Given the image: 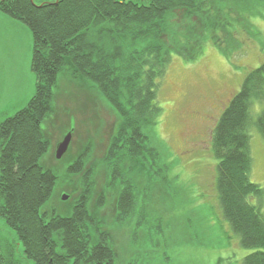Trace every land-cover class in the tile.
<instances>
[{"label":"trees","instance_id":"trees-1","mask_svg":"<svg viewBox=\"0 0 264 264\" xmlns=\"http://www.w3.org/2000/svg\"><path fill=\"white\" fill-rule=\"evenodd\" d=\"M0 3L1 12L22 20L31 29L32 70L37 76L36 92L28 104L0 124L7 140L0 162V216L22 242L24 254L33 264H117L118 255L108 232L101 230V223L95 222L88 209L87 193L93 183L84 185L83 197L71 214L62 216L43 209L58 177L40 163L50 145L42 122L54 112L60 72L67 68L72 76L94 82L118 115L109 161L106 159L109 178H124L126 166L147 182L167 178L162 144L153 128L162 112L158 89L173 54L194 61L207 41L224 52V44L230 53L232 48L237 50L241 42L235 24H247L250 34V20L254 15L263 16L259 6H264V0ZM263 101L264 62L247 74L213 132L223 216L241 245L255 250L242 264H264L260 203L264 189L251 180V131L264 139V108L253 117L252 107ZM82 156L71 170L82 162ZM127 186L132 187L123 190L116 205L119 219L124 217V210L137 207L145 193L135 184ZM251 195L257 197L258 205L250 201ZM8 258L9 264H15L12 255Z\"/></svg>","mask_w":264,"mask_h":264},{"label":"rangeland","instance_id":"rangeland-1","mask_svg":"<svg viewBox=\"0 0 264 264\" xmlns=\"http://www.w3.org/2000/svg\"><path fill=\"white\" fill-rule=\"evenodd\" d=\"M33 1L40 5L57 0ZM259 7L264 11V6ZM262 14L250 20V34L247 24H235L241 46L237 50L231 47V53L226 44L224 52L207 41L194 61L173 54L158 89L162 112L153 128L163 147L160 149L167 164V178L147 182L128 166L124 178H109L107 154L118 115L94 82L72 76L67 68L61 71L54 112L42 122L50 145L40 163L58 177L43 209L67 215L71 203L90 182L88 209L95 222L101 223L100 229L108 232L118 255L117 264H242L255 250L241 245L223 216L216 185L218 160L213 152V132L247 74L264 62ZM33 46L28 25L0 11V121L25 107L36 92ZM263 108L264 101L255 102L252 116ZM68 133L72 134L70 147L62 159H57V146ZM251 152V180L264 189V139L254 130ZM81 156L82 162L74 167L80 172L71 170ZM128 183L145 189V193L139 205L124 210V217L119 219L116 205L123 190L132 187ZM65 194L70 196L67 201L63 199ZM250 201L259 203L255 195ZM260 203L264 214V196ZM0 227L8 228L10 238L8 242L0 235L3 252L12 255L15 264H33L1 216Z\"/></svg>","mask_w":264,"mask_h":264},{"label":"flooded vegetation","instance_id":"flooded-vegetation-1","mask_svg":"<svg viewBox=\"0 0 264 264\" xmlns=\"http://www.w3.org/2000/svg\"><path fill=\"white\" fill-rule=\"evenodd\" d=\"M4 1V0H3ZM0 2H1V0H0ZM1 4L2 3H0V6H1ZM4 121V120H3ZM3 121H0V124L3 122ZM5 136H4V128H1L0 127V162H1V157H2V155H3V152L5 151V149H6V147H7V140L4 138ZM72 180V179H71ZM67 184V183H66ZM70 184H73V182L71 181V183ZM129 184V183H128ZM78 189H75V193H78V191H77ZM83 191L84 190H82L81 191V193L79 194V196L77 197V198H75L74 199V201H73V203H71V206H70V212L67 214V215H69V214H71V212H72V207H74V205L76 206L77 204H78V201H80V199L83 197ZM64 196H66V199H64V200H68L69 199V195H67V194H65ZM63 196V197H64ZM86 197H84V199H85ZM122 200V197L120 196L119 198H118V200ZM69 203V202H68ZM70 204V203H69ZM128 205V204H127ZM130 205H132V204H130L129 203V206ZM131 207V206H130ZM129 207V208H130ZM128 209V208H127ZM67 215H62V216H67ZM0 235L2 236V238H3V240H8V242H9V240H10V238H9V235L7 234V232H8V228L7 227H3V229H2V227H0ZM9 256H8V254L7 253H5V252H3V246H2V244H1V242H0V262H4L3 264H9V261H8V258Z\"/></svg>","mask_w":264,"mask_h":264},{"label":"water","instance_id":"water-1","mask_svg":"<svg viewBox=\"0 0 264 264\" xmlns=\"http://www.w3.org/2000/svg\"><path fill=\"white\" fill-rule=\"evenodd\" d=\"M2 1L3 0H1V2ZM71 137H72V134L71 133H68V135L65 136V138L63 139V141H61L58 144L57 150H56V158L57 159H62L63 156L67 153V151H68V149L70 147ZM63 199H66V196H64Z\"/></svg>","mask_w":264,"mask_h":264}]
</instances>
